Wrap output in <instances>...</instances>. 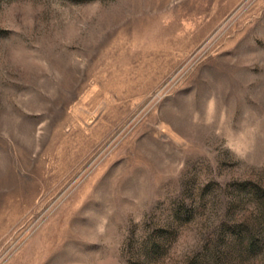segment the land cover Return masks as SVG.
<instances>
[{
	"label": "rangeland",
	"instance_id": "rangeland-1",
	"mask_svg": "<svg viewBox=\"0 0 264 264\" xmlns=\"http://www.w3.org/2000/svg\"><path fill=\"white\" fill-rule=\"evenodd\" d=\"M0 264H264V0H0Z\"/></svg>",
	"mask_w": 264,
	"mask_h": 264
}]
</instances>
